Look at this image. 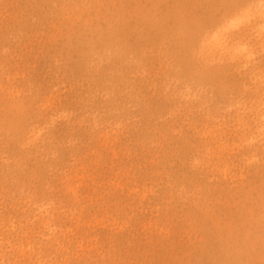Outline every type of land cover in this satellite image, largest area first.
I'll return each instance as SVG.
<instances>
[{
  "label": "rangeland",
  "instance_id": "obj_1",
  "mask_svg": "<svg viewBox=\"0 0 264 264\" xmlns=\"http://www.w3.org/2000/svg\"><path fill=\"white\" fill-rule=\"evenodd\" d=\"M0 264H264V0H0Z\"/></svg>",
  "mask_w": 264,
  "mask_h": 264
}]
</instances>
